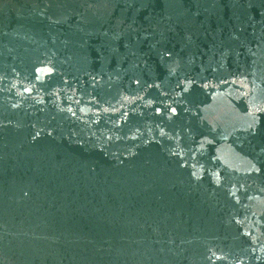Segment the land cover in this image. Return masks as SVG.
<instances>
[{"label":"water","instance_id":"1","mask_svg":"<svg viewBox=\"0 0 264 264\" xmlns=\"http://www.w3.org/2000/svg\"><path fill=\"white\" fill-rule=\"evenodd\" d=\"M0 264H264V0H0Z\"/></svg>","mask_w":264,"mask_h":264}]
</instances>
